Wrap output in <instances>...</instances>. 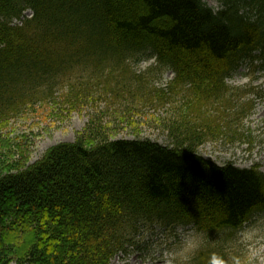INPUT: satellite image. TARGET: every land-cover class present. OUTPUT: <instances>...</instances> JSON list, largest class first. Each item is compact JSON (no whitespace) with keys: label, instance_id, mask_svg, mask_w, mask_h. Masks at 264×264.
<instances>
[{"label":"trees","instance_id":"trees-1","mask_svg":"<svg viewBox=\"0 0 264 264\" xmlns=\"http://www.w3.org/2000/svg\"><path fill=\"white\" fill-rule=\"evenodd\" d=\"M0 0V120L52 93L78 67L123 66L144 51L175 71L188 108L217 95L243 57L264 60V0ZM256 6L259 16L243 15ZM31 9L23 25L15 18ZM196 129L175 145L150 139L83 138L51 146L27 167L2 165L0 264H111L138 223L193 225L209 240L187 264H227L217 232L233 236L264 210L257 167L218 165L197 151Z\"/></svg>","mask_w":264,"mask_h":264},{"label":"rangeland","instance_id":"rangeland-1","mask_svg":"<svg viewBox=\"0 0 264 264\" xmlns=\"http://www.w3.org/2000/svg\"><path fill=\"white\" fill-rule=\"evenodd\" d=\"M202 1L215 11L222 8L220 0ZM128 62L129 71L110 64L97 70L77 66L52 93H39L0 120V173L2 165L35 163L61 142L83 138L94 145L103 138H138L173 146L177 135L191 129L202 134L200 155L264 171V67L259 60L240 61L226 80L229 88L200 110L188 108L189 89L172 88L175 74L150 52ZM231 238L224 243L227 264H264V212ZM129 239L111 264H187L207 241L192 226L144 222ZM17 248L8 245L10 264H16Z\"/></svg>","mask_w":264,"mask_h":264}]
</instances>
